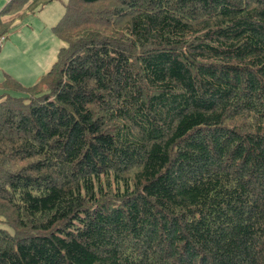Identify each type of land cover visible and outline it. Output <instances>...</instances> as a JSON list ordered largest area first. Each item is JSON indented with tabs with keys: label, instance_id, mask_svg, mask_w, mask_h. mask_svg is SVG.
<instances>
[{
	"label": "trees",
	"instance_id": "obj_1",
	"mask_svg": "<svg viewBox=\"0 0 264 264\" xmlns=\"http://www.w3.org/2000/svg\"><path fill=\"white\" fill-rule=\"evenodd\" d=\"M63 7L0 81V264H264V0Z\"/></svg>",
	"mask_w": 264,
	"mask_h": 264
},
{
	"label": "rangeland",
	"instance_id": "obj_2",
	"mask_svg": "<svg viewBox=\"0 0 264 264\" xmlns=\"http://www.w3.org/2000/svg\"><path fill=\"white\" fill-rule=\"evenodd\" d=\"M30 1L0 0V35L4 36L0 46V81L8 73L22 85L33 83L50 68L58 47L64 44L53 32V25L66 0H52L41 8H32ZM3 90L0 87V92ZM6 91L12 96L19 92L12 87Z\"/></svg>",
	"mask_w": 264,
	"mask_h": 264
},
{
	"label": "built area",
	"instance_id": "obj_3",
	"mask_svg": "<svg viewBox=\"0 0 264 264\" xmlns=\"http://www.w3.org/2000/svg\"><path fill=\"white\" fill-rule=\"evenodd\" d=\"M2 37H0V41H1Z\"/></svg>",
	"mask_w": 264,
	"mask_h": 264
}]
</instances>
